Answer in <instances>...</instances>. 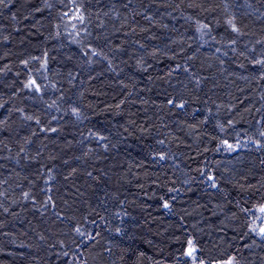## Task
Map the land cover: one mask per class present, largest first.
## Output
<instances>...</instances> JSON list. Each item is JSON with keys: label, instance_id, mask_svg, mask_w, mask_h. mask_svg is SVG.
I'll list each match as a JSON object with an SVG mask.
<instances>
[{"label": "trees", "instance_id": "obj_1", "mask_svg": "<svg viewBox=\"0 0 264 264\" xmlns=\"http://www.w3.org/2000/svg\"><path fill=\"white\" fill-rule=\"evenodd\" d=\"M261 208L264 0H0V264H264Z\"/></svg>", "mask_w": 264, "mask_h": 264}, {"label": "rangeland", "instance_id": "obj_2", "mask_svg": "<svg viewBox=\"0 0 264 264\" xmlns=\"http://www.w3.org/2000/svg\"><path fill=\"white\" fill-rule=\"evenodd\" d=\"M250 216H251V222L253 223L252 224L253 233H255L257 237L264 239V208L253 211ZM188 253L192 255V258H195L194 257L195 252L193 249H190Z\"/></svg>", "mask_w": 264, "mask_h": 264}]
</instances>
